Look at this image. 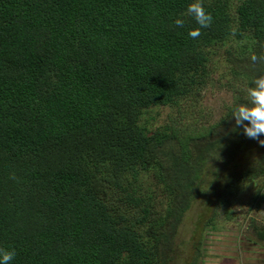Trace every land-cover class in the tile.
<instances>
[{"label":"trees","instance_id":"1","mask_svg":"<svg viewBox=\"0 0 264 264\" xmlns=\"http://www.w3.org/2000/svg\"><path fill=\"white\" fill-rule=\"evenodd\" d=\"M190 2L0 0V247L12 264H167L196 194L220 192L208 226L218 209L232 217L237 181L264 176V145L231 115L264 74V0H202L213 19L196 38ZM220 60L231 102L214 120L187 117Z\"/></svg>","mask_w":264,"mask_h":264},{"label":"rangeland","instance_id":"2","mask_svg":"<svg viewBox=\"0 0 264 264\" xmlns=\"http://www.w3.org/2000/svg\"><path fill=\"white\" fill-rule=\"evenodd\" d=\"M227 72V65L218 61L214 68V79L208 81L195 98L184 101L190 114L187 117L207 122L221 114L232 99V91L220 83ZM168 111L167 107L157 109L155 120H165ZM255 152L256 155L260 153L257 149ZM234 186V192L228 195L232 217L227 218L222 215V209H218L219 218L208 226L205 223L216 206L220 192H209L206 198L200 192L195 195L177 235L172 239L167 264H264V241L255 236V228L264 229V199L258 207L250 205L251 198L264 191V176L244 177ZM252 217L254 222L250 221ZM199 240L202 241V255L193 263L191 260Z\"/></svg>","mask_w":264,"mask_h":264},{"label":"clouds","instance_id":"3","mask_svg":"<svg viewBox=\"0 0 264 264\" xmlns=\"http://www.w3.org/2000/svg\"><path fill=\"white\" fill-rule=\"evenodd\" d=\"M186 14L191 16L199 26L188 32L192 38L198 37L201 34L200 30L209 27L212 23V15L205 10L202 0H191L187 5ZM173 23L183 27L185 21L177 17ZM251 60L257 61V56L253 54ZM252 84L253 86L247 89V102L235 104L231 115L235 125L242 128L246 137L256 139L258 143L264 145V139H260V136L264 134V74L257 76ZM15 256V249L0 247V264H12Z\"/></svg>","mask_w":264,"mask_h":264}]
</instances>
